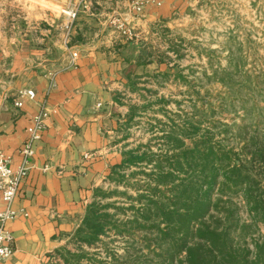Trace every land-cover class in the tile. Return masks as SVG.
<instances>
[{"label": "crops", "instance_id": "crops-1", "mask_svg": "<svg viewBox=\"0 0 264 264\" xmlns=\"http://www.w3.org/2000/svg\"><path fill=\"white\" fill-rule=\"evenodd\" d=\"M135 2L68 0V7L77 6L76 19L64 23L52 11L37 18L34 28L0 19V153L13 170L25 165L22 150L34 117L42 107L48 112L12 204L27 215L6 226L15 254L0 264H64L58 253L75 251L71 240L95 191L111 187L112 168L138 146L137 128L125 131L129 106L151 104L155 98L144 89L157 87L142 83L172 71L126 59L136 57L160 29L171 28L191 0H143L139 8ZM121 23L135 31L134 40L117 30ZM120 44L129 46L123 51ZM71 56L75 68H67ZM27 91L35 93L34 100L24 96ZM5 208L0 194V212Z\"/></svg>", "mask_w": 264, "mask_h": 264}, {"label": "trees", "instance_id": "trees-1", "mask_svg": "<svg viewBox=\"0 0 264 264\" xmlns=\"http://www.w3.org/2000/svg\"><path fill=\"white\" fill-rule=\"evenodd\" d=\"M167 42V51L143 42L139 54L126 62L138 66L156 62L173 71L177 60L184 57L185 41L180 40L179 45ZM128 46L120 44L118 49L125 51ZM171 75L160 76L168 80ZM174 76L187 83L182 72ZM158 78H153L156 87L161 86ZM217 80L230 87L242 104H253L245 110L248 116L259 117L253 124L236 126L239 151L223 147L216 139L214 122L204 126L205 119L188 118L178 123L163 110L164 122L150 114L155 111L153 102L130 105L125 131L145 128L153 141L125 151L122 163L111 170V187L95 191L71 240L75 251L58 253L64 264H109L107 258L98 260L94 253L108 246L106 239L112 233L145 245L153 260L137 264H264V236L258 233L259 226H264V108L255 105L257 97L264 100V89L248 73L235 81L231 73L223 71ZM145 91L148 97L163 101L156 91ZM147 115L151 117L146 119ZM159 132L161 136H157ZM153 142L160 152L154 150ZM138 176L143 180H137ZM130 188L138 192L136 199L129 196ZM235 196L242 197L249 220L241 219ZM138 234L142 240L136 238ZM116 256L113 263L130 264L126 259L128 262H119Z\"/></svg>", "mask_w": 264, "mask_h": 264}, {"label": "rangeland", "instance_id": "rangeland-1", "mask_svg": "<svg viewBox=\"0 0 264 264\" xmlns=\"http://www.w3.org/2000/svg\"><path fill=\"white\" fill-rule=\"evenodd\" d=\"M190 5L175 22L171 23V28L160 29L158 36L153 37L152 42L149 40L152 45L163 51H167L168 40L178 45L180 40L185 41L181 50L184 57L177 60L178 67L171 72L170 79L164 80L158 76L161 86L157 87L155 93L157 98H162L163 101L157 102L155 99L156 101H153V104H156L155 111L150 114L156 115L157 120L164 122L166 117L163 110H167L178 123L188 118L201 121L205 119L204 126L214 122L217 126L214 127L216 139L223 147L239 151L241 143L234 139L236 126L253 124L254 119L257 120L259 117L248 116L245 110L250 109L253 104L251 102L242 104L238 95L230 87L222 85L217 78L226 71L237 81L244 73H248L257 77L262 84L261 88L264 89V0H191ZM68 6V0H0V19H8L21 27L28 23L34 28L40 23L38 19L42 16L47 17L53 11L61 14L63 19L65 17L62 22L66 23L72 20V13L77 8ZM170 55L175 59V55L172 53ZM179 72L183 73L187 83L175 78L174 75ZM149 80L142 84L152 87L155 79ZM146 94L150 96L147 92ZM255 101V105L264 108L263 99L257 97ZM151 115L145 118H150ZM142 120L144 123V119ZM168 120L167 117V122ZM261 121L264 122V115ZM161 128L162 126L158 130ZM226 128L229 130L227 133L224 131ZM161 134L159 132L157 136ZM136 136L139 142L137 145L153 141V135L145 128L137 129ZM154 143V150L160 152ZM136 179L143 180L142 176ZM128 190L129 196L135 199L138 197V192L134 189ZM233 198L240 208L241 219L249 220L242 197ZM127 204L128 202L124 204L125 208L128 207ZM120 205L123 206L122 203ZM258 230L259 235L264 236V226L260 225ZM255 237L258 238V235ZM136 238L142 240L143 237L138 234ZM251 239L249 237L247 239L249 245L252 244ZM106 241L108 246L102 251L99 250L100 253H94L98 260L107 258L109 264H117L113 263V255H117L119 262L129 261L130 264L153 260L144 244L118 237L114 233ZM130 257L132 262L129 260Z\"/></svg>", "mask_w": 264, "mask_h": 264}, {"label": "built area", "instance_id": "built-area-1", "mask_svg": "<svg viewBox=\"0 0 264 264\" xmlns=\"http://www.w3.org/2000/svg\"><path fill=\"white\" fill-rule=\"evenodd\" d=\"M142 3L143 0H139V2H135L134 4L139 8ZM71 18H77V10L73 11ZM117 30L121 32L128 41H132L136 38L134 30L123 23L117 25ZM77 65L76 57L71 56L67 68H75ZM24 96L31 100L35 99V93L32 91H27ZM16 106L22 108L23 102L18 100ZM47 117L48 112L45 107H42V110L34 117L32 127L28 130V137L22 150L25 165L18 170H13L11 168L10 160L0 153V194L6 206L5 210L0 212V262L10 260L15 254L13 237L6 229V226L8 223L16 221L22 215H27L25 212H17L13 210L12 204L18 196L20 185L29 171L26 165L29 164V160L34 157L35 146L42 139ZM92 157V155L86 154L84 159L90 161L92 160Z\"/></svg>", "mask_w": 264, "mask_h": 264}]
</instances>
